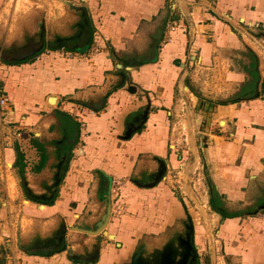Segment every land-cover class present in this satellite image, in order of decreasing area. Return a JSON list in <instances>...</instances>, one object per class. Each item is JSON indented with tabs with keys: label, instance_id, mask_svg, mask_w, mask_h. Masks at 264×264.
<instances>
[{
	"label": "crops",
	"instance_id": "crops-1",
	"mask_svg": "<svg viewBox=\"0 0 264 264\" xmlns=\"http://www.w3.org/2000/svg\"><path fill=\"white\" fill-rule=\"evenodd\" d=\"M33 2L0 0V92L23 134L0 122V169L35 193L62 178L52 196L17 191L0 211V264L4 254L6 264L181 257L189 191L165 177L179 166L181 105L212 212L201 214L196 264H264V0ZM109 204L107 225L90 234ZM61 218L82 244L62 247L37 226ZM18 237L39 249L22 250Z\"/></svg>",
	"mask_w": 264,
	"mask_h": 264
},
{
	"label": "rangeland",
	"instance_id": "rangeland-1",
	"mask_svg": "<svg viewBox=\"0 0 264 264\" xmlns=\"http://www.w3.org/2000/svg\"><path fill=\"white\" fill-rule=\"evenodd\" d=\"M33 1H36V0H30V1L23 0V2L26 5L35 7L36 4ZM29 34H30V31H29ZM30 36H33V38L29 37V42L31 43L33 42L32 44H40V41L39 39H37L36 34L30 35ZM181 106L178 109V113H176V115L173 117V123L175 127L174 130L177 134V138H178L177 143L179 144L178 146H180L179 150L181 154L180 155L181 157L180 156L178 157L179 166L172 168L170 172L168 171L167 175H169V177H167V175L165 177L167 179V182H172V184L177 186V190L180 191V188L178 186L183 184L186 186V188L189 191V194L186 195L187 197L186 206H187V212H188L187 233H186L185 239H183L184 244H182L181 246L185 248L184 254H182L181 257L179 256V254H177L178 256H175V255L172 256L169 260L170 262L166 261L165 264H196V262L198 261V258L200 257L196 246L200 244L199 237H200L201 231H199L200 230L199 227L203 225L202 220H201V214L203 213L205 216L209 215V217L211 218V213H212L210 210L209 204L205 202L206 201L205 199L207 197V195L205 194L206 182L203 178L202 166L198 162V160H196L197 151L195 150V147L190 148L189 140L185 139L188 137L187 135L189 133V128H190V125H189L190 123L188 124V121L189 119L191 120L192 115L190 112L189 113L187 112L184 105L183 107ZM0 130H2L1 127H0ZM20 132L21 134L17 135L18 138L23 136L21 129H20ZM7 136H10L9 132L5 133L4 135V137H7ZM6 142L7 141H5V143ZM0 143H1V147L3 146L5 147V145L2 144V141H0ZM2 168L3 169H0V211H3L5 209L7 210L9 208L8 200L11 198V196H16L17 191H18V194L19 192L21 193V191H24V193L27 194V196H30V198L33 200L52 196L54 194L56 182H61V178H62V173H61L58 175L57 180L54 181V184L52 187L53 189H49V188L39 189L38 191L39 193H35V190L30 188V185L27 184V182H26V186L25 185L23 186L22 181L19 178L18 179L16 178V184L14 183V180L10 177L8 181L7 177L10 176V173H8L7 175L5 171L6 168H4V166H2ZM15 186L18 187V189ZM46 191L48 193H45ZM189 195L191 198L189 197ZM11 207H13L15 213L19 212L20 209L23 210L22 209L23 205H20V203L13 205ZM24 207L26 209V206ZM36 209L40 210L39 207H36ZM21 224L22 223L19 222V224H17L16 226V228L18 227L19 231L21 229V232H23V230L24 232H30L27 230H30L31 226H33V225H26L25 227V223H24V226L22 228ZM37 224H38L37 226L39 229L44 230L45 236L48 234L50 235L54 234L55 240H58L59 245L62 247L66 246L67 242L71 246L83 243L82 238L80 237L78 238V236L76 237V236H73L71 233H69L70 231H72V228L67 223V221L64 220L63 218H61L60 221H55L52 226L43 224L41 227V223H37ZM75 226H77V222ZM51 229L53 230L52 232L54 233L50 231ZM196 232L199 233V237L197 238H196ZM25 235L27 234L25 233ZM40 239L41 238H39V235H38V238L35 239L34 242H37ZM196 240L198 243L196 242ZM44 242H46L45 239H44ZM33 244H36V243H33ZM33 244H29V245L25 244L24 246L31 250L39 249L36 246L32 247Z\"/></svg>",
	"mask_w": 264,
	"mask_h": 264
},
{
	"label": "built area",
	"instance_id": "built-area-1",
	"mask_svg": "<svg viewBox=\"0 0 264 264\" xmlns=\"http://www.w3.org/2000/svg\"><path fill=\"white\" fill-rule=\"evenodd\" d=\"M175 25L170 26V32L175 30ZM168 39V37H167ZM91 112L95 113L93 109H89ZM75 117H77L79 121V128L82 130L84 128L85 122H83L80 118V114H76ZM0 122L1 126L3 127H10L11 132L14 135H20V129L17 126V121L15 120L14 116V110L11 105V101L9 97L3 93L0 92ZM121 186V180L120 179H114L112 184V191L116 192Z\"/></svg>",
	"mask_w": 264,
	"mask_h": 264
},
{
	"label": "water",
	"instance_id": "water-1",
	"mask_svg": "<svg viewBox=\"0 0 264 264\" xmlns=\"http://www.w3.org/2000/svg\"><path fill=\"white\" fill-rule=\"evenodd\" d=\"M110 215H111V204L108 205V208L102 218V220L99 222V224L97 225V228L96 229H87V231L90 233V234H99L104 228L105 226L107 225L108 221H109V218H110ZM18 246L22 249V250H25L27 252L30 251L29 248H26L25 246H23L22 244V241H21V238L18 237ZM100 242H101V237L98 236L97 237V244L95 245V251L96 253L98 252V248L100 246ZM96 255V254H95ZM1 264H6V255L4 254L3 257H2V261H1Z\"/></svg>",
	"mask_w": 264,
	"mask_h": 264
},
{
	"label": "trees",
	"instance_id": "trees-1",
	"mask_svg": "<svg viewBox=\"0 0 264 264\" xmlns=\"http://www.w3.org/2000/svg\"><path fill=\"white\" fill-rule=\"evenodd\" d=\"M63 117H65L66 120L69 119L70 123H72L74 126H76V125L80 126L79 122L74 120L73 119L74 117H72L70 114L65 112V113H63ZM212 197H213V195H212ZM210 205L213 208V210L218 211V207H217L216 202L214 201L213 198H211Z\"/></svg>",
	"mask_w": 264,
	"mask_h": 264
}]
</instances>
